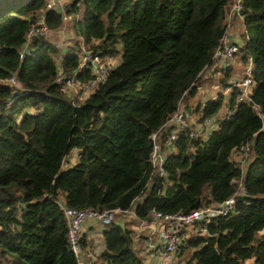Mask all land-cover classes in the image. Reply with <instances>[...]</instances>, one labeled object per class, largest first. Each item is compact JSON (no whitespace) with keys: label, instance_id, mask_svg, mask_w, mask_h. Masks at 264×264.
<instances>
[{"label":"trees","instance_id":"obj_1","mask_svg":"<svg viewBox=\"0 0 264 264\" xmlns=\"http://www.w3.org/2000/svg\"><path fill=\"white\" fill-rule=\"evenodd\" d=\"M45 2L0 0V264H76L62 206L127 209L139 199L136 217L151 221L152 209L189 212L219 203L239 179L245 194L234 212L213 218L205 232L187 231L175 264H264V0H241L236 59L242 68L251 59L254 86L251 102L237 106L229 84L233 63L219 79L228 96L220 91L205 103L187 102L213 63L234 0H68L67 16L82 6L72 24L82 39L60 63L48 36L32 37L20 55L42 13L51 31L63 25L62 12L45 10ZM81 44L115 65L76 101L55 78L59 71L73 74ZM90 77L88 71L76 75L80 82ZM182 101L196 135L179 131L162 149L166 176L149 180L150 135L160 132L164 139L175 128L166 123ZM244 143L251 151L242 170L232 157ZM72 149L78 157L67 165ZM121 218L107 225L96 220L103 244L88 264H143L134 232L122 225L130 218ZM87 246L84 234L80 253Z\"/></svg>","mask_w":264,"mask_h":264},{"label":"built area","instance_id":"obj_2","mask_svg":"<svg viewBox=\"0 0 264 264\" xmlns=\"http://www.w3.org/2000/svg\"><path fill=\"white\" fill-rule=\"evenodd\" d=\"M67 3L68 0H46L45 10L57 9L61 11L63 14V21H66L68 19V16L65 14ZM241 9V0H234L225 16L224 34L212 55V61L214 64H217L220 75L222 70L229 67L240 52L239 44L232 41L228 35L232 29L234 18L238 17L242 20L240 14ZM50 32L51 30L42 13L36 22L30 24L26 34V43L22 47L20 55L22 56L24 54L27 49V43L32 37H46ZM80 48V60L73 74L64 75L59 71L55 78L56 83L64 85L71 90L72 94H70V97L72 99L78 94V91H82L79 97L85 98L87 94L98 88V86L105 81L109 70L115 65V61L112 59L103 58L98 53H94L92 50L84 47L83 44L80 45ZM86 71L90 73V79L84 82L78 81L76 75ZM201 74H199L200 78ZM7 81L13 87H18V83L14 77H10ZM229 84L231 87L230 89H235L236 91L234 106L242 102H251L250 94L254 86L251 59H248L244 65L241 76L239 78L233 77ZM197 88L201 90V84L198 85ZM228 91L229 89H227L226 92ZM252 107L257 115L261 116L259 106L253 104ZM233 110V108L227 110L225 114L226 118L233 114ZM191 117V113L183 107L182 102H178L176 109L166 123V125L172 124L175 128L170 130L164 139L160 137V132H153L150 135L152 149L150 153L151 172L149 180L156 174L159 177L166 176L167 172L164 168V153L162 149L163 147L170 146L173 141L177 139L179 131L185 132L188 136L196 135V129L191 123ZM210 121L211 120L208 118L205 119L206 125L209 124ZM250 151V144L244 143L233 154V156H236L234 160L242 170L248 162ZM77 157L78 150L72 149L65 156L64 163L71 165L75 162ZM234 183L236 185L234 193L219 203L204 204L189 212L161 213L152 209L151 221L137 218L134 210L131 208L122 209L116 207L97 211L91 209L79 210L62 206L67 224V239L70 249L76 257V264H84L80 256V239L82 225L85 221L97 220L101 225H107L118 216L129 218V215L137 222L136 234L133 235L134 243L138 244L143 241L144 246L146 245V250L152 252L155 258H164L168 260L170 264H175L174 259H176V254L180 251V246L183 239L186 237L187 231L194 232V234L205 232V225L213 218L227 216L234 212L236 202L245 194L241 180H235Z\"/></svg>","mask_w":264,"mask_h":264},{"label":"rangeland","instance_id":"obj_3","mask_svg":"<svg viewBox=\"0 0 264 264\" xmlns=\"http://www.w3.org/2000/svg\"><path fill=\"white\" fill-rule=\"evenodd\" d=\"M81 15H82V6H80V8H79V12L78 13H72L71 15H69L68 16V19L66 20V21H64L63 22V25H62V27L61 28H58V29H55V30H52L53 31V33H55L57 36H55V37H53V36H51V32L49 33L50 35H48V39H50V40H54V44L58 47V49H59V55H58V57H57V62L58 63H60V58H61V55H63L64 54V52L66 51V49L68 48L67 46H74V43H80L81 42V36H77V35H75L74 34V32L72 31V24H73V22H74V20L75 19H77V18H81ZM59 29H61L62 30V32H60L59 33ZM69 30V31H68ZM67 31V32H66ZM237 31H238V35L243 31V27H240V28H238L237 29ZM66 32V33H65ZM70 42V45H65V43L66 42ZM64 43V44H63ZM119 61V60H118ZM236 61H234L233 63H235ZM214 63H212L211 65H213ZM234 67L236 68V69H241V65H238V63L236 62L235 64H234ZM243 69V68H242ZM203 76L205 77V76H207V71H204V74H203ZM220 71H219V73H217L215 76H212V78H210L209 80L208 79H203V85H204V89H203V95H202V97H201V100H203V102L205 103V102H207L208 100H210V97L213 95V92L212 91H214V89L216 88V87H218L219 86V79H220ZM241 76V74H236V77H240ZM82 91H78V94L77 95H75V97L73 98L74 100H76V101H79L80 100V98H79V95H80V93H81ZM72 94V93H71ZM200 95V94H199ZM73 96V95H72ZM198 95H196V96H194V97H192V98H189L190 99V101L192 102V103H194L195 104V102H198ZM182 103H183V101H182ZM236 156L234 155L233 157H232V159H234ZM208 188H206L205 190H204V193H208ZM139 201V199H136L134 202H133V205H132V210H134V208H135V206H136V204H137V202ZM130 219H133L132 221H128L127 223H126V225L125 224H122L123 226H126L127 228H129V229H133V228H135L136 227V224H135V219L131 216V215H129L128 216ZM261 233V231L259 232V234ZM93 244V243H92ZM94 246V245H93ZM133 246H134V249H135V252H136V254L140 257V258H142V262H143V264H170L169 262H168V260H166V259H164V258H160V259H157V258H150V260H145L146 258L144 257V255L142 254V252H141V250H140V248L137 246V245H135V244H133ZM96 247L97 246H94V248L92 249V252H93V254H95L96 253ZM177 259H178V257H176V259H174V261L175 262H177ZM148 261V262H147ZM248 262V261H247ZM250 262H251V260H250Z\"/></svg>","mask_w":264,"mask_h":264},{"label":"crops","instance_id":"obj_4","mask_svg":"<svg viewBox=\"0 0 264 264\" xmlns=\"http://www.w3.org/2000/svg\"><path fill=\"white\" fill-rule=\"evenodd\" d=\"M240 27H243V24H242V21H241V19L240 18H238V17H236V18H234V20H233V24H232V29H231V31L229 32V35H228V37L232 40V41H235V42H237V43H239V36H240V34L242 33H240L239 35H238V31H237V29L238 28H240ZM243 30H244V28H243ZM69 31V30H68ZM60 32H62V30L61 29H59V33ZM67 32V31H66ZM65 32V33H66ZM51 36H53V37H55V36H57L55 33H53V31H51ZM50 35V34H49ZM52 42H54V40H51ZM64 44V43H63ZM70 45V42L68 41V42H66L65 43V45ZM67 47H69V46H67ZM234 61H236L237 63H238V65H241L242 66V61L240 60V58L238 57L237 59L235 58L234 59ZM233 61V62H234ZM232 62V63H233ZM235 62V63H236ZM235 63H233V68H234V70L233 71H235V73L234 74H237V73H239V72H241L242 71V67H241V69L239 68V69H236L235 67H234V64ZM204 71H207V76H203V74H204ZM218 71H219V68H218V66H217V64H213V65H210V66H208V67H206L203 71H202V74H201V78H200V84H201V90H198V92H197V94L196 95H198L199 97H198V102L199 103H204L203 102V100H201V97H202V95H203V89H204V85H203V79H210V78H212V76H215L217 73H218ZM233 77H235V76H233ZM231 80V79H230ZM230 82V81H229ZM224 92V94L226 95V96H228L227 94V89H222L221 88V86L219 85L218 87H216L215 89H214V91H212L213 92V95L210 97V99L211 98H215L216 97V95L219 93V92ZM200 94V95H199ZM195 95V96H196ZM187 102L189 103V104H191L192 102L190 101V99H188L187 100ZM195 103H197V102H195ZM184 104H186V103H184ZM117 221L118 222H122L121 221V216H118L117 218ZM133 219H131V220H129V221H132ZM135 224H137V222L135 221ZM101 230H102V227L96 222V220H87V221H85L84 223H83V225H82V230H81V236L82 235H86V237H87V240H88V246L86 247V249H84L83 250V252H81L80 253V256H81V259H82V261H83V263L84 264H88V259L92 256L93 257V252L91 251V249H92V247L94 248V246H97L96 247V253L101 249V247H102V236H101ZM136 230H137V228L135 227V228H133L132 229V231L134 232V234H136ZM93 243V244H92ZM135 245H137L139 248H140V250H141V252H142V254L144 255V257L146 258L145 260H150V258L152 257V258H154L155 256H154V254L152 253V252H149V251H147L146 250V248H145V246H144V243H143V241L141 242V243H134ZM94 245V246H93ZM89 250V251H88ZM148 262V261H147Z\"/></svg>","mask_w":264,"mask_h":264}]
</instances>
